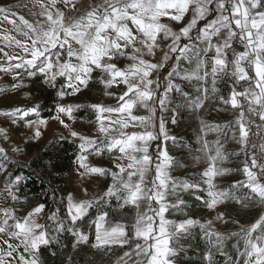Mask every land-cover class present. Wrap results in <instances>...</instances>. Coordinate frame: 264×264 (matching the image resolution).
<instances>
[{
    "label": "snow or ice",
    "instance_id": "snow-or-ice-1",
    "mask_svg": "<svg viewBox=\"0 0 264 264\" xmlns=\"http://www.w3.org/2000/svg\"><path fill=\"white\" fill-rule=\"evenodd\" d=\"M35 2L41 8L39 15L45 17L44 23L33 24L19 16L17 24L15 20H9L16 13L0 7V19L12 23L15 31L25 38L2 36L8 47L14 45L23 54L10 55L0 48L6 61L0 63V72L11 74L14 80L20 81L13 84V88L27 87L17 70H23L30 78L42 76L43 83L52 88H56L58 77H63L64 83L57 91V96L63 99L87 88L93 72L99 70L102 74L99 83L104 87V94L117 99L115 105H87L96 113L99 137L72 130L62 118L74 121L73 113L82 105L57 104L52 119L69 128L70 136L79 140L76 158L79 175L110 176L112 182L102 195L93 199L77 202L71 194L68 195L70 225L58 219L55 213L47 217L54 221L53 227L38 222L44 211L43 204L23 217L17 216L12 208L0 209V234L8 237L2 240L0 264H42V247L58 242L59 233L63 231H70L75 237L74 250L78 245L89 244V235L77 227V222L93 207L99 212L92 221L95 226L92 248L111 251L112 246L123 248L134 244L131 251H124L118 257L116 264H177L175 258L183 251L182 246H177L179 240L191 235L196 228L208 241V248L202 254L205 264H215L213 250L226 255L225 241L237 236L240 239L233 245L235 258L227 256L226 264H264V215L249 228L225 235L216 231L214 225V220L227 223L224 212L201 222L189 216L186 209L192 205L180 195L181 192L188 194L209 210L228 199L244 208L264 206V163L259 162L255 153L251 154L250 163L245 160L242 169L246 179L236 181L228 190H220L215 178L232 170L218 166L226 159L220 140L209 142L204 136L207 131L220 132L224 125L208 124L201 119L204 136L200 137V148L196 151L203 154L207 167L199 173L198 180L174 177L171 172L185 165L169 154L166 142L172 140L175 143L176 138L168 135L163 116V112L172 111L174 114L169 119L173 124L177 122L176 110L168 107L171 103L169 93L181 91L180 85L174 83L175 78L203 82V96L190 100L187 105L193 111L201 109L208 99L209 77L212 93L219 91L217 81L227 78L232 84L228 97L221 95L218 99L221 104L239 110L235 121L239 128L238 142L247 143L249 125L253 123L250 117L258 116L264 122V0H103L102 4L90 6L86 14L67 23L69 18L65 12L56 8L58 0ZM60 2L65 7L71 5L75 8V0ZM189 13L191 18L185 23ZM213 13L214 18L208 19ZM200 21L206 23L198 27ZM172 22L183 23V26L174 31L170 26ZM194 29L195 36L192 35ZM182 39L188 42L182 44ZM169 40L166 50L162 49L161 41ZM157 50L163 51L160 61L147 59L155 57ZM172 54H176L175 63L169 65L170 70L163 76L162 84L160 72L173 59ZM121 60L127 61L124 67L119 66ZM182 61H186L189 67L183 68ZM121 85L123 89L119 93L109 91ZM157 104L161 112L159 117ZM138 108L145 109L147 115L135 114L134 110ZM39 109L40 105H34L16 108L3 115L11 118L13 123L23 121L28 128L34 127L33 135L39 138L40 126H46L47 121L25 119L33 114L39 117ZM256 127L259 129L262 125ZM129 128L140 130L129 132ZM0 137L8 139L5 128L0 127ZM150 148L154 150L150 152ZM260 149L264 152V144ZM12 150L18 151L16 148ZM90 155H108L113 168L90 166ZM0 157L8 159L2 146ZM194 159L199 161L201 156ZM4 171L5 166L0 164V172ZM152 173L154 175H150ZM19 180L20 177H16L10 182L5 181V190L13 201L18 200L13 189ZM241 188L248 189V194L236 196L232 193V190ZM113 198L119 208L131 206L135 209L130 228L124 223L105 227L109 212L103 207ZM142 205L144 211H140ZM177 212L186 218L177 221L166 216ZM12 240L17 243H11ZM141 255L143 260L138 259Z\"/></svg>",
    "mask_w": 264,
    "mask_h": 264
},
{
    "label": "rangeland",
    "instance_id": "rangeland-1",
    "mask_svg": "<svg viewBox=\"0 0 264 264\" xmlns=\"http://www.w3.org/2000/svg\"><path fill=\"white\" fill-rule=\"evenodd\" d=\"M4 4L2 6L6 9H9L11 12L16 13V16H11L12 20H15L17 24H19V16H23L29 22L36 24L37 22L44 23L45 17L39 15L41 12V8L39 4L35 2V0H1ZM47 2V0H45ZM103 3V0H75V8H72L71 5L65 7V5L58 0L56 8H59L61 11L65 12L66 17L69 19L66 20L67 22H71L72 19L78 18L81 15L86 14L87 11L90 10V6H96ZM55 11V9H53ZM215 13L208 17V19L214 18ZM191 18V13L188 14L185 18V23L188 19ZM206 23V21H200L198 23V27H202ZM170 26L173 28L174 31H179V29L183 26V23L177 24L172 22ZM15 38L24 40L25 38L19 35L15 28H13ZM196 30L194 29L192 35L195 36ZM188 41L182 39L181 43H187ZM170 43L169 41H161V48L166 50V45ZM173 59L169 62L171 64L175 63V55L172 54ZM163 57V51L157 50V54L155 57H147L152 62H158ZM127 61L121 60L119 61V66L124 67ZM182 67L188 68L189 65L186 61H182ZM170 70V69H169ZM210 70V66H209ZM21 72V79L27 87L21 88H13L12 85L19 83V80H15L12 82L7 81L4 84L3 88L0 89V126L7 130L8 139L4 140L3 137H0V144L3 146V143H12L10 139L18 140L17 142H23L22 145H25L26 142H32L33 147H31V153L28 155L24 152V155L16 157L9 155L8 150L6 149L8 159L5 160L0 157V164H3L6 168V171L0 172V179L5 185V181L8 180L9 182L14 177L11 178L8 174L11 173L10 170L7 168V164L11 162L14 164L19 163H27L29 158L34 155L38 150L42 149V146L51 140H57L59 138H67L72 139L73 137L70 136L69 128H65L59 122H57L56 126H52L49 128L48 124L46 126H40L41 135L39 138L34 137L35 128H24L25 124L23 121H17L13 123L12 119L3 115V113L14 110L16 108H26L31 107L34 105H40L39 109V117L36 115H31L25 119H43L42 117L43 112L49 111L48 107L43 106L42 99H35L33 92V88L36 85L43 84V79L41 76L37 77H28L27 73L23 70H19ZM101 73L99 70L93 72V79L89 81V86L87 88H82L80 93H77L72 96H65L63 99H60L57 96L56 91V105L57 104H79L82 107H87L90 104H103L106 106L115 105L117 103V99L115 96H106L104 94V87L101 83H99V78L101 77ZM167 75V74H166ZM155 77V74H154ZM174 83L180 85V92L173 91L169 93V97L171 103L168 105L170 109L176 110L177 115V122L175 124L171 123L170 117L174 114L172 111H165L163 112V116L166 121V128L168 135L170 137H175L176 142L173 143L172 140H168L166 142V147L169 151V154L174 157L180 164L185 165L184 167H176L175 170L171 172V175L174 177H180L182 179L188 180H198L199 173H201L207 167V161L203 158V154L197 152L196 149L200 148L199 139L204 134L201 132V124L200 120L203 119L208 124H221L224 125L220 132L216 131H207V135L204 136V139L208 140L209 142L216 141L217 139L220 140L222 147V152L225 154L226 159L219 163L218 166L222 168H228L232 171L226 173L223 176H218L215 178V183L217 184L220 190H228L229 186L234 184L236 181L245 180L246 177L244 176L242 169L244 167V160L242 157V151L244 144L238 142L239 140V128L238 125L235 124L237 117L239 116V110H233L230 105L225 106L219 102V96L223 95L225 98L228 97L229 89L224 85V79L217 81V88L219 91L217 93L211 92V77L208 78L207 87L209 89V96L208 99L204 101L203 107L199 110L193 111L190 107H188V103L190 100H195L198 96H203V82L193 81H185L180 80L179 78L174 79ZM123 89V85L120 88L113 87L109 89L111 92L119 93ZM70 92L71 89H68ZM182 93H187V97H185ZM25 94H28L27 96ZM32 95V97L30 96ZM28 97V98H27ZM55 105V106H56ZM81 107V108H82ZM157 116L161 114L159 105L157 104ZM55 109V108H54ZM135 114L139 115H147V112L143 108H138L134 110ZM56 114V110H55ZM65 122L70 124L71 129L77 132H80L84 135L89 137H99V133L97 131L96 120H92L89 122H82V121H71L65 117ZM48 121V120H46ZM158 123V121H157ZM258 124L262 125L261 128L258 129L260 133H262V140L264 142V122L260 121L258 118ZM133 130L139 131L140 129H131L129 128L127 131L131 132ZM235 133V137L233 136ZM0 145V146H1ZM233 153H238V155H233ZM201 156L199 161H196L194 157ZM11 159V160H9ZM98 167L104 168H113L111 165V159L109 156L104 157L98 163ZM115 170V169H113ZM92 176V175H90ZM108 177H101L96 175L95 178H98L100 182L107 180ZM20 180L18 184L14 187L13 191L15 195L18 197L17 201H13L10 196H8L5 187L2 192V197H0V209L4 208H12L17 216L22 217V212L29 206L30 201L24 200L19 194V187H20ZM249 192L248 189L241 188L239 190H232V193L236 196L247 195ZM180 195L188 201L192 207L190 209H186L188 211L189 216L193 218L200 219L201 222L208 219H214V217L220 213H225V220L227 223H223L220 221L214 220V225L216 231L220 232L221 234H229L232 232H241L242 228L247 229L249 228L257 219L260 218L261 215H264V206L260 205H253L249 208H244L240 204H237L235 201L228 199L223 204L218 205L215 209L209 210L205 206H203L200 202L195 201L192 199L188 194L181 192ZM170 200L175 199L174 197H169ZM251 204V202H249ZM258 208L260 210L259 214L253 219L251 222L242 223V219L247 218L250 216L252 210ZM167 218L173 220H181L185 219L186 217L183 216L181 213H167ZM233 221H238V223H233ZM54 223V221H53ZM199 231V228L193 229L191 235H195L196 232ZM201 233V232H200ZM202 234V233H201ZM203 235V234H202ZM3 239H8L6 234H0V247L4 246L2 244ZM240 239L239 236L232 237L231 239L225 241L224 245V253L221 254L213 250L216 256L215 264H226L227 256H232L235 258L236 250L233 247L234 244ZM14 243V240L10 241ZM182 240L180 239L178 242V247L182 246ZM191 249V248H190ZM188 250L189 255L194 256L195 258L198 257L197 252H192ZM207 250V249H206ZM178 257V256H177ZM176 257V258H177ZM136 259V257H133ZM175 258V259H176ZM138 259L143 260L144 257L141 255ZM200 259H197L198 261Z\"/></svg>",
    "mask_w": 264,
    "mask_h": 264
},
{
    "label": "trees",
    "instance_id": "trees-1",
    "mask_svg": "<svg viewBox=\"0 0 264 264\" xmlns=\"http://www.w3.org/2000/svg\"><path fill=\"white\" fill-rule=\"evenodd\" d=\"M238 50L243 49L239 48ZM171 63L168 62L160 72L162 84L164 83L162 78L166 76ZM63 83L64 78L58 77L56 88L48 89L42 83L33 88L35 99H42L43 106L50 109L43 112L42 116L44 118L53 117L56 105V91L60 89ZM224 85L229 90L232 87L231 81L227 78L224 79ZM161 91H163V88H161ZM73 115L75 121L82 122L92 121L96 117L94 110L89 107L79 108L74 111ZM250 119L253 123L249 125V137L242 151L244 162L245 160H249V163L251 154L255 153L253 145H255L260 137V133H258L256 127L258 125V116H252ZM31 147H33L32 144H27L26 146V153L28 155L31 153ZM153 150L154 148H150V151ZM246 153H248L247 156ZM78 155V143L74 140L63 138L51 140L44 144L42 149L32 155L27 163L14 164L10 162L7 164V168L10 170L12 176H21L20 193L24 199L30 201V207L38 204L45 206L42 223H47L50 228L54 226V223L48 220L47 217L53 213L56 214L58 219L64 220L66 225L71 224L64 212L63 201L65 196L73 191V185L69 183L68 176L73 170ZM150 175H154V173ZM103 210L108 211V216L115 219L117 223H124L129 228L136 215L135 209L131 206L119 208L114 198L108 205L103 207ZM98 212L99 209L97 207L90 208L88 215L77 222V227L89 235V244L78 245L74 250L75 237L70 231H63L59 233L58 242L42 247L40 254L42 264H116L118 257L124 251H131L134 244L132 247L125 245L123 248L118 245L112 246L111 251L91 247L95 231L92 221L95 220ZM259 212L258 208L252 210L250 216L242 219L241 222H251ZM181 240L183 251H180L176 258L177 264H205L202 260V254L208 248V241L204 236L197 231L195 235H188ZM189 249L192 252H197L198 257L195 258L187 254ZM215 253L213 251L214 260L217 259ZM197 259L200 260L196 261Z\"/></svg>",
    "mask_w": 264,
    "mask_h": 264
},
{
    "label": "crops",
    "instance_id": "crops-1",
    "mask_svg": "<svg viewBox=\"0 0 264 264\" xmlns=\"http://www.w3.org/2000/svg\"><path fill=\"white\" fill-rule=\"evenodd\" d=\"M2 4H4V3L0 0V7H3ZM4 8H5V6H4ZM9 20H12L11 16L9 17ZM13 28H14L13 24L9 23L8 20L0 19V48H2L4 52H8L10 55L13 54V53L23 54L21 49L15 48L14 45L12 47H8L7 46V42L3 41V39H2V36L4 34H8V35H11V36L15 37ZM15 62L16 61H13V63H15ZM0 63H6V61L4 59V56H3V52H0ZM17 71H19V70H17ZM11 79H12V82L15 81L13 79V75L4 74V73L0 72V87L3 88L4 84H6V82L10 81ZM42 79H43V77H42ZM44 85L48 89H53L52 87H50L47 84H44ZM2 88H0V89H2ZM32 94H34V92H32ZM30 96L32 97L31 94H30ZM34 98H35V96H34ZM55 115L56 114L54 112L53 116H55ZM41 118H44V117L42 116ZM62 118L65 119V117H62ZM44 119L48 120L47 124H48L49 128H51L52 126H56L57 122H59V121H57L55 119H52V117L51 118H44ZM0 121H1V119H0ZM24 128H27V126H24ZM33 129H34V127H33ZM59 139H62V138H59ZM10 140L11 141L13 140L12 143H3V146L5 148H9L10 149V150H8V154L11 155V157L12 156L16 157V155L18 157H20L21 155H24V152L26 153L27 144H32V142H26L25 145H22L23 142H17L18 140H14L13 138L10 139ZM70 140H72V141L74 140L75 142H77L79 144V140L78 139L72 138ZM13 148L18 149V151H13L12 150ZM106 156H108V155H103V156L90 155L88 157V163H89L90 166H98L99 161H101ZM9 160H11V159H9ZM11 162H12V160H11ZM111 165H112V162H111ZM112 167H113V165H112ZM77 169H78V164L75 162V164L73 166V170L68 176L69 183L73 185V191L69 192L65 196L64 201H63V207H64V212H65L66 216H67V197H68L69 194H71L72 197H73V200L77 201V202L81 201V200L93 199L95 197H98V196L102 195L107 190L108 185L111 184V182H112L111 177H108L107 180L105 179L102 182H100L98 178H95L96 175H92V176L89 175V176L81 177L79 175V173L77 172ZM81 171H83V170L81 169ZM13 177L14 178L20 177V181H21V176L20 175H17V176H12L11 175V178H13ZM4 187H5V185L2 182V180L0 179V197H2V192L1 191H3ZM18 189H19V194L21 195L22 198H24L22 196V194L20 193V187ZM85 189H87V192H85ZM24 200H26V199H24ZM38 205H40V204H38ZM36 206L30 207V204H29V206L22 212V217L27 215V213L30 212ZM44 209H45V206H44ZM144 210H145V206L142 205L140 211H144ZM43 213H44V211H43ZM43 213L40 214V217H39V220H38V222H40V223H42V219H43V216H44ZM67 218H68V216H67ZM68 220L70 221L69 218H68ZM115 224H117L115 219H113L110 216H108L106 218L105 227H109V226H112V225H115ZM94 229H95V226H94ZM15 243H17V241L14 240L13 244H15ZM93 243H95V231H94ZM21 251H22V249H21Z\"/></svg>",
    "mask_w": 264,
    "mask_h": 264
},
{
    "label": "built area",
    "instance_id": "built-area-1",
    "mask_svg": "<svg viewBox=\"0 0 264 264\" xmlns=\"http://www.w3.org/2000/svg\"><path fill=\"white\" fill-rule=\"evenodd\" d=\"M259 125V124H258ZM257 131H258V128H257ZM258 133H260L258 131ZM261 144H264L263 140H262V133H260V137L259 139L257 140V142L255 143V146L254 149H255V154L257 155V157L259 158V162H262L264 163V152L261 151L260 149V145Z\"/></svg>",
    "mask_w": 264,
    "mask_h": 264
}]
</instances>
